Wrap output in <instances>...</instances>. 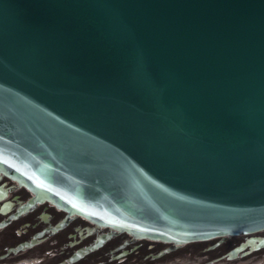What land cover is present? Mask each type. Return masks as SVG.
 <instances>
[{
	"label": "water",
	"instance_id": "95a60500",
	"mask_svg": "<svg viewBox=\"0 0 264 264\" xmlns=\"http://www.w3.org/2000/svg\"><path fill=\"white\" fill-rule=\"evenodd\" d=\"M0 172L172 249L264 230V0H0Z\"/></svg>",
	"mask_w": 264,
	"mask_h": 264
},
{
	"label": "flooded vegetation",
	"instance_id": "af4514ba",
	"mask_svg": "<svg viewBox=\"0 0 264 264\" xmlns=\"http://www.w3.org/2000/svg\"><path fill=\"white\" fill-rule=\"evenodd\" d=\"M0 175V264H100L103 254L121 263L132 258L141 241L151 242V249L163 245L152 255L153 260L178 248L100 226L40 200L17 180L3 172ZM245 237L244 242L250 237H264V230ZM215 239L219 244L225 238ZM95 256L98 258L92 260Z\"/></svg>",
	"mask_w": 264,
	"mask_h": 264
},
{
	"label": "rangeland",
	"instance_id": "374dc122",
	"mask_svg": "<svg viewBox=\"0 0 264 264\" xmlns=\"http://www.w3.org/2000/svg\"><path fill=\"white\" fill-rule=\"evenodd\" d=\"M245 236H229L219 244H216L219 239L188 243L156 260L152 259V255L160 252L163 245L159 244L156 248L151 249L149 247L151 242L141 241L137 244V252L131 256L133 259L118 263L116 260H111L110 256L103 254L100 264H264V249L233 260L221 259L244 242ZM97 258L95 256L92 260ZM219 259L221 260L218 261Z\"/></svg>",
	"mask_w": 264,
	"mask_h": 264
}]
</instances>
